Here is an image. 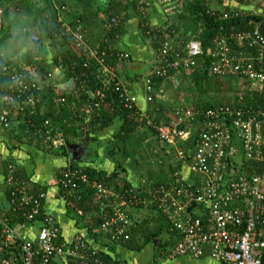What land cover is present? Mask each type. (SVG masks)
<instances>
[{
  "label": "built area",
  "instance_id": "obj_1",
  "mask_svg": "<svg viewBox=\"0 0 264 264\" xmlns=\"http://www.w3.org/2000/svg\"><path fill=\"white\" fill-rule=\"evenodd\" d=\"M207 1L204 0L207 13L214 15L217 10H211ZM253 1L264 4V0ZM52 5L58 14V25L50 39L65 49L80 52L84 69L76 72V59L64 62L57 56L56 68L66 76L70 74L65 83L72 80L73 85L62 91L65 95H56L53 103L58 109H67L72 117L82 119L81 134H66L61 122L54 118L33 120L44 113L43 89L55 84L54 75L51 70L39 73L36 65L23 61L13 60L0 67V76L4 78L0 81V124L10 128L14 122L24 120L27 129L44 147L58 151L67 149L71 140L84 139L89 122L104 105L112 108L117 102V107L134 111L141 124L155 129L160 141L174 149L176 157L171 162L170 180L165 183L143 180L147 193L144 196L132 188L121 194L90 179L82 166L69 164L57 180L63 197L80 201L82 195L93 190L99 199L109 201L111 216L96 231L113 242L128 239L132 226L129 210L133 206H154L179 236L168 250L170 257L199 258L208 254L221 264H264L263 175L246 174L241 169L244 162L264 163V110L219 104L195 111L192 106L180 105L168 125L154 121L159 111L155 101L162 97V82L179 71L192 72L202 56L208 58L210 76L246 80L259 95L264 94V34L259 23H254L252 31L219 35L205 55L195 37L183 48H176L166 37L160 38L158 27L149 25L148 21L142 23L151 44L157 40L159 47L155 65L143 77L147 108L140 109L136 96L117 70V63L130 57L127 52L116 50L108 38L122 25L124 15L113 14L104 19L103 38L92 47L84 27L69 23L62 16L66 5L55 1ZM218 12L220 19L254 16L226 9ZM140 14L146 17L144 8ZM232 38L243 44L240 51L230 48L228 41ZM62 123L67 121L63 119ZM192 139L193 148L182 149L181 145ZM237 141L241 145L240 157ZM183 168L196 177L186 179ZM13 171L10 167L5 181L12 190L9 208L20 221L13 225L0 209V264H111L82 235L65 240L55 217L42 207L45 194L31 193L14 178ZM33 226L36 233L31 239L28 232Z\"/></svg>",
  "mask_w": 264,
  "mask_h": 264
},
{
  "label": "crops",
  "instance_id": "obj_2",
  "mask_svg": "<svg viewBox=\"0 0 264 264\" xmlns=\"http://www.w3.org/2000/svg\"><path fill=\"white\" fill-rule=\"evenodd\" d=\"M38 5H44V1L37 0ZM184 0H97L90 3V8L84 12L77 6L72 5V1L66 2V11L63 17L66 21L72 24H81L86 33V38L90 46H94L103 38V31L101 29L102 22L107 17L113 14L124 15L123 23L120 26V33L111 37L110 33L107 37L114 45L116 50L127 52L129 60L120 61L117 63V70L122 79L128 84L131 92L136 96L138 106L140 109L147 108L145 101V90L143 77L147 70L155 65L156 47L151 44L150 39L145 33H142L140 25V9L144 8L148 24L163 30V26L167 22H174L178 25L179 32L175 37H169L165 34L167 40L176 48H183L189 39L195 37L200 31V24L193 18L187 15L183 10ZM207 5L211 10L220 11L226 9L229 11H239L242 13H250L252 15H262L264 12V4L253 0H208ZM20 14V13H19ZM18 13L11 16V26L8 32L12 35L7 36L4 41L0 42V56L3 59H15L16 56L27 51L30 45L29 31H33L37 37L43 36L42 33L47 32V25L38 28L37 25H27L25 28H17L18 22H25ZM70 17H67V15ZM182 14V15H181ZM25 17L26 15H22ZM17 18V19H16ZM0 25H1V10H0ZM255 25V24H254ZM20 26V25H19ZM254 28V26H253ZM26 29L25 35L23 31ZM22 31V32H21ZM155 31V30H154ZM153 31V33H154ZM21 35V36H19ZM43 44L41 47L45 50L41 55V65L45 71H53V82L60 86L62 83L67 82V76L64 72L60 71L53 66V57L56 55V47L52 46L50 39L46 40L45 37L40 38ZM40 39L38 40L40 42ZM114 39V40H112ZM37 42V44L39 43ZM52 44V45H51ZM234 50V49H233ZM22 52V53H21ZM20 53V54H19ZM184 73V76H182ZM188 71H179L165 79L160 87L162 94V105L170 107H178L185 104L190 107L192 103L186 104L181 101L188 100L185 97L183 80H190L187 75ZM137 74H142L141 77L135 81L133 78ZM182 76V77H181ZM186 87V86H185ZM182 99V100H181ZM165 103V104H164ZM180 103V104H179ZM228 105V104H227ZM171 114H168V116ZM17 123L12 124L13 130L5 128L0 124V209L5 213L10 208L8 200V187L6 185V177L9 173L10 167L15 169L18 175L17 181L25 184L27 187L42 190L41 193L45 194L42 207L47 213L52 214L60 229L62 237L69 241L76 234L82 235L94 247L99 249L105 254L112 264H221L217 260L205 254L202 257H193L190 255H183L177 257H170L168 250L178 240V234L167 228L168 220L164 222L163 214L156 207L153 206H133L129 210L130 220L132 223L131 231H138L139 235L128 241L113 242L104 233L96 231L97 228L89 231L87 223L88 216L80 215L75 207H79L77 202L73 199L64 198L63 193L60 191L57 180L61 171L70 164V157L67 149V154L62 150L52 151L44 147L42 143H38L37 137L27 135H20L17 128ZM123 120L120 117H115L111 123L98 131L94 136L95 140L90 143L85 142V139L72 140L71 144H87L83 160L75 163L82 167L94 168L97 171H103L111 174L114 178L112 183L119 184L123 187L124 184H129L130 188L134 189L141 195H146L145 185L143 180L154 178L156 175L148 166H140L139 160L135 154L138 147L144 143L140 137V131L146 130L144 126L139 125L135 134L140 142L139 146H129L127 153L121 149V145L116 143L117 134L119 133ZM89 129V125H88ZM146 140V139H145ZM164 153L167 154L170 146L163 144ZM238 155L241 154V145L237 141ZM94 148L96 149L94 151ZM189 149V148H188ZM93 150V151H92ZM187 150V148L185 149ZM237 156V158H239ZM164 158V156H163ZM239 160V159H238ZM157 169V168H155ZM160 169V168H159ZM160 170H158L159 175ZM144 173V174H143ZM183 175L186 179L192 180L196 177L186 168H183ZM157 175V176H158ZM163 175V174H162ZM263 181H264V173ZM166 177V176H164ZM163 179V178H162ZM159 179H157L158 181ZM30 185V186H29ZM264 190V184H263ZM30 191V189H29ZM35 194L34 192L30 191ZM37 195V194H35ZM99 199H95V204L99 203ZM102 205V204H101ZM68 209H71L75 214L68 216ZM166 218V217H165ZM145 228L152 233L160 228V232L151 236L145 244L138 248V246L148 237L144 232ZM36 227L33 226L29 229L28 237L34 238ZM143 233V235H142ZM150 234V235H152ZM145 235V236H144Z\"/></svg>",
  "mask_w": 264,
  "mask_h": 264
},
{
  "label": "trees",
  "instance_id": "obj_3",
  "mask_svg": "<svg viewBox=\"0 0 264 264\" xmlns=\"http://www.w3.org/2000/svg\"><path fill=\"white\" fill-rule=\"evenodd\" d=\"M43 1H44V5H38L39 2H36V1L34 2L33 0H9L8 2L0 0V8H1L0 42L4 41V39L7 36L12 35L8 32V30L11 26L10 22H11V16L13 14L20 13L22 15H26V20H25L26 24L27 25H32V24L37 25L39 29L42 28L43 25L46 24L48 35L46 34V31H45V33L44 32L42 33L43 36L41 37L43 38L45 37V39L48 40L52 32L56 30L57 25H58V21H57L58 14L53 8V5H52L53 1L59 4H64V5L66 2L68 3V1H72L73 6H77L78 8L82 10V12H84L91 7L90 3L92 1H97V0H43ZM242 1H247V0H242ZM183 10L187 15H189L197 23L200 24V31L199 33H197L195 38L200 41L204 55L208 53V51L212 48L213 40L219 35L225 34V36H229L231 32L252 31L254 23H259L260 32L264 34V16L263 15L261 16L247 15V16H242L238 18L220 19L219 18L220 13L218 11L214 13V15L207 13V8L205 6L204 0H184ZM66 15L67 17H69L68 14ZM146 21H147V18L140 15V25L142 23H145ZM162 28L164 31H161L158 34L160 38L165 37L164 33H166V35L169 37H175L179 32L178 25L175 24L174 22H167L166 25H164ZM120 31H121L120 27L114 30L111 34V37L114 38V36L119 34ZM25 32L23 33V35H25ZM142 33H144L143 28H142ZM51 42L53 44V41ZM228 43L230 45V48L232 50L234 49V51H240L243 45L241 42H239L235 38H232L231 40L229 39ZM42 44L43 42L41 41V39L38 44L31 42L26 53H24L23 58H15L12 60L2 58L0 62V67L2 66V64H5L6 62H11L13 60L17 62L23 61L29 65H36L39 70V73H46L44 68H42L41 60L39 57L40 53L44 54L45 52V50L41 47ZM152 44H154L156 48L159 47V43L157 40L153 41ZM52 46L56 47L55 44H53ZM63 50L64 51H62L59 54V57H61L64 62H69L72 58H74L77 60V63H78V66L76 67V72L77 71L80 72L81 70H84L82 67L80 52L70 51L67 48L66 49L63 48ZM34 55H36V57ZM52 59H53L52 60L53 66H56L58 62L57 55H54ZM141 75L142 74H137L133 78V80L137 81L141 77ZM68 76H71V75L69 74ZM182 76H184V73H182ZM187 76L189 77L190 80L194 82V85L200 88L202 93H205L208 89L207 87L210 83L209 82L210 78L212 77L208 73V58L206 56H202L200 59H198L197 66ZM216 78L217 80H219L220 77L216 76ZM0 81L1 82L4 81V78L3 77L1 78V76H0ZM243 81L246 82L248 86H250L248 81L246 80H243ZM65 94H66L65 92L59 91L56 88L55 84H49V86H46L43 89V95H42L43 107H45L44 113L42 115L34 116L33 120L40 121L41 119H44L47 117L54 118L55 120H58L59 122H61L60 123L61 128L65 129L66 134L78 136L81 134L80 129L83 123L82 119H77V118L72 117L71 113L67 109L65 108L58 109L53 103V98L56 95L62 96ZM155 102H156V106L158 107L159 111L155 114L154 121L158 125H168L169 122L174 117L175 108L170 107L168 105L166 106L162 105L163 101L161 102L160 99H156ZM116 103L114 104L112 108H109L106 105H104L101 108V110L97 113L94 120L89 122V129L85 135L84 141L88 143H90L91 141H94L96 139L94 135L98 131L108 126L115 117H120L123 120V124L121 126L119 133L117 134L116 143H119L120 145L122 144L121 149L125 153H127V151H129L127 146L129 147L131 145L139 146L140 142L138 141L136 137L135 130L139 125L141 126H144V125L139 122V116L134 111L124 109L121 106L117 107ZM215 105H219V104L213 103L211 101H202V102L199 101V102L193 103L191 106L195 108V111H204ZM229 105L253 107L255 109L264 110V94L259 95L258 92L255 89H253L248 96L244 97V101L242 100V102L232 103ZM167 110L169 111L168 114H171V115L168 116V114L166 113ZM198 117H199L198 115L196 117L194 116L190 119V121L192 122ZM63 119L67 121L66 124L62 123ZM25 123L26 122L24 120L17 123L19 134L20 135L24 134V135L31 137L32 135L31 131L27 129V124ZM67 124L69 127H66ZM11 129L13 130L12 127ZM149 129H151V132L159 139L155 129H152V128H149ZM37 141L38 143L41 144L39 139H37ZM69 142L71 143L73 141L71 140ZM193 142H194V139L184 142L181 145L182 149L193 148ZM61 150L63 153L67 154V152L65 151L66 149H61ZM95 150L96 149L94 148V151ZM163 167L165 168V166ZM177 167L180 168V163H177ZM166 168L168 169L167 173L169 175V173L172 172L171 164H167ZM83 169L89 175L90 179L96 180L102 183L103 185H105L106 187H108L109 189L114 190L118 193L122 194L124 191H126V189H130L129 184H124L123 187L122 186L120 187L119 184L118 185L115 183L113 184L112 180L114 178L112 177L111 174H107L103 171H97L94 168H89V167H83ZM241 169L246 174L254 173V174L262 175L264 173V163L244 162ZM162 174H163L162 175L163 179H159L158 183H162L166 179V177H164L166 176L165 173H162ZM13 176L16 180L19 178L15 172V169L13 171ZM28 189H30V191L34 192L35 194H39L42 192V190L34 189L31 186L28 187ZM11 191L12 190L8 188L7 194H8L9 201L11 200ZM95 199H99V198L97 197L96 193L93 190H90V191H87L84 195H82L80 201H76L79 207H75V209L79 211L80 215L84 217L85 216L89 217V220L87 223V228L89 231L93 230L94 228H97L101 223H103L105 220H107L111 216L109 201L99 199L100 200L99 203H101L102 205L101 204L98 205L97 203L95 204ZM4 215L9 217V219H11V223L13 225H15L18 221H20L17 214L13 213L10 209L7 212H5ZM162 216H163L162 218L164 219V222H166L167 219L165 218V215L163 214ZM167 228H170L169 223L167 224ZM148 231L149 230L145 228L144 232L146 233L148 237L138 246V248H141L145 244V242L148 239H150L151 236L155 235L156 233H159L160 228L154 231L153 234L151 232L148 233ZM138 235H139L138 231H131L130 229L128 232V239H126L125 241L129 242L131 239L137 237ZM1 241L2 239L0 236V246H1ZM102 255L106 260H109V258L105 254L102 253Z\"/></svg>",
  "mask_w": 264,
  "mask_h": 264
},
{
  "label": "rangeland",
  "instance_id": "obj_4",
  "mask_svg": "<svg viewBox=\"0 0 264 264\" xmlns=\"http://www.w3.org/2000/svg\"><path fill=\"white\" fill-rule=\"evenodd\" d=\"M3 1L8 2L9 0H3ZM33 1L35 2L37 0H33ZM0 10H1V8H0ZM18 17L19 18L21 17L23 20H26V19H24L25 17H22V14H19ZM16 27L18 29L19 28H25L26 22L21 23V21H20V22H18V25ZM22 31L25 32L26 29H24ZM27 35L30 36V38H33L34 32L29 31ZM19 36H21V35H19ZM40 38L41 37L39 36V39ZM36 42H39V41L36 39L35 43ZM30 43H31V41H30ZM63 48L58 47L56 49V53H57L56 55L57 56H59V54L62 51H64ZM24 53H26V52H24ZM24 53H22V54L19 53L20 55L16 56V58H23ZM41 55H43V54L40 53L39 57H41ZM34 56L36 57V55H34ZM209 82L210 83L207 87L208 88L207 91L205 93H202L200 88L197 87L196 85H194V82L192 80H189V81L183 80V83L186 84V85H184L185 97L188 100H186V101L183 100L181 102L186 103V104H190V103L193 104V103L199 102V101L200 102L211 101V102L216 103V104L238 103V102H242V100L244 101V97L248 96L254 88L250 83H249L250 86H248V84L246 82H244L243 80L232 78V77H220L219 80H217L216 77L212 76L210 78ZM183 105H185V104H183ZM166 113L168 114L169 111L167 110ZM145 129L146 130L140 131L141 132L140 137L143 138L144 143L141 144L140 147H138V149H137L138 154H135V155L137 156V159L139 160V164L141 167L144 165L148 166L149 168L152 169V172L154 173V175H156L154 178L150 179V181L148 179V182L158 183V181H156V180L163 178L162 173H165V175H166V179L163 183L168 182L170 180V173L168 175V173H167L168 169L166 167H167V164H171V162L175 159L176 153H174V149L173 150L169 149L167 154H165L164 148H163V145H162V142L160 141V139H158L151 132V129H149L148 127H145ZM163 156H164V158H163ZM163 166H165V168ZM155 168H157V169H155ZM158 170H160L159 175L157 174ZM67 212H68L67 213L68 216H70V217H72L71 215L75 214V212L71 209H68Z\"/></svg>",
  "mask_w": 264,
  "mask_h": 264
},
{
  "label": "water",
  "instance_id": "obj_5",
  "mask_svg": "<svg viewBox=\"0 0 264 264\" xmlns=\"http://www.w3.org/2000/svg\"><path fill=\"white\" fill-rule=\"evenodd\" d=\"M102 1V0H100ZM73 85V81L70 80L68 83L61 84L58 86V89L61 91H66L70 89ZM87 144L82 143V144H68L67 145V152L70 157V165H74L75 163L83 160Z\"/></svg>",
  "mask_w": 264,
  "mask_h": 264
},
{
  "label": "flooded vegetation",
  "instance_id": "obj_6",
  "mask_svg": "<svg viewBox=\"0 0 264 264\" xmlns=\"http://www.w3.org/2000/svg\"><path fill=\"white\" fill-rule=\"evenodd\" d=\"M34 38V39H33ZM33 38H31V42H33V43H35V40L37 39V40H39V37H37V36H34ZM33 39V40H32ZM37 43V42H36Z\"/></svg>",
  "mask_w": 264,
  "mask_h": 264
}]
</instances>
